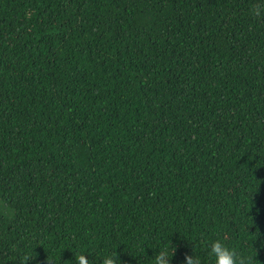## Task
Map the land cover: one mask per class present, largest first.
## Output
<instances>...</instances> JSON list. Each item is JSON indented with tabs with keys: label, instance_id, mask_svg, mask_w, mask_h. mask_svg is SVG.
<instances>
[{
	"label": "trees",
	"instance_id": "16d2710c",
	"mask_svg": "<svg viewBox=\"0 0 264 264\" xmlns=\"http://www.w3.org/2000/svg\"><path fill=\"white\" fill-rule=\"evenodd\" d=\"M264 264V0H0V264Z\"/></svg>",
	"mask_w": 264,
	"mask_h": 264
},
{
	"label": "clouds",
	"instance_id": "9594fccd",
	"mask_svg": "<svg viewBox=\"0 0 264 264\" xmlns=\"http://www.w3.org/2000/svg\"><path fill=\"white\" fill-rule=\"evenodd\" d=\"M208 252L213 258V264H252L250 256L241 255L235 248L229 246L221 239L212 240ZM172 255L173 253L169 256L166 251H158L153 257L154 264H170ZM117 260H119L117 255L107 254L103 257L102 264H116ZM78 264H91L88 254L81 253ZM185 264H201V260L194 254L186 255Z\"/></svg>",
	"mask_w": 264,
	"mask_h": 264
}]
</instances>
